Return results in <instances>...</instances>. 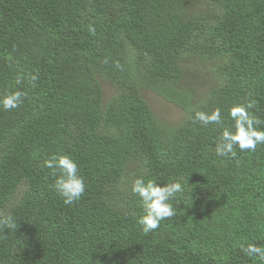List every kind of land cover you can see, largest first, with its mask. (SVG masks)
<instances>
[{"label": "trees", "instance_id": "16d2710c", "mask_svg": "<svg viewBox=\"0 0 264 264\" xmlns=\"http://www.w3.org/2000/svg\"><path fill=\"white\" fill-rule=\"evenodd\" d=\"M193 60L212 66L201 94L183 83ZM16 89L23 104L0 109V219L17 224L0 226V264H258L238 249L264 246V145L218 157L219 129L191 117L253 101L264 121V0H0V95ZM142 91L183 119L158 120ZM54 153L85 181L70 206L41 167ZM141 171L184 185L147 234L128 190Z\"/></svg>", "mask_w": 264, "mask_h": 264}, {"label": "clouds", "instance_id": "9594fccd", "mask_svg": "<svg viewBox=\"0 0 264 264\" xmlns=\"http://www.w3.org/2000/svg\"><path fill=\"white\" fill-rule=\"evenodd\" d=\"M27 79L34 86L39 79L38 72L28 73ZM16 82L19 84L21 81L18 78ZM25 96L19 89L5 92L0 95V109L10 111L19 108ZM253 104V101L233 104L227 108L226 114L220 107L211 111L193 112V122H198L201 126L213 125L219 129L214 148L216 156L230 157L237 150L255 152L258 145H264V121L250 111ZM41 167L50 170L52 182L49 187L64 205L70 206L78 202L85 193L84 178L79 173L77 162L70 155L51 154L42 161ZM128 190L138 201L140 209L138 215H133L141 230L147 234L158 229L161 221L177 215V207H174L173 201L183 195L184 185L176 178L158 183L154 178L146 179L145 173L141 171L128 182ZM0 226L13 231L17 228L11 214L0 219ZM238 250L245 258L264 264V246L255 242L241 243Z\"/></svg>", "mask_w": 264, "mask_h": 264}, {"label": "rangeland", "instance_id": "374dc122", "mask_svg": "<svg viewBox=\"0 0 264 264\" xmlns=\"http://www.w3.org/2000/svg\"><path fill=\"white\" fill-rule=\"evenodd\" d=\"M199 7L203 9V12L208 10V6L205 4H199ZM184 70L183 83L185 85L189 84L198 94L204 93L207 88L212 86L213 73L210 63L193 60L186 63ZM98 80L102 89L103 101L105 102L115 93V88L101 78ZM142 96L158 120L166 124H175L183 119L184 113L179 108L154 93L142 91Z\"/></svg>", "mask_w": 264, "mask_h": 264}]
</instances>
